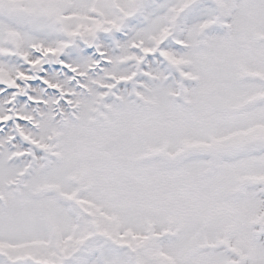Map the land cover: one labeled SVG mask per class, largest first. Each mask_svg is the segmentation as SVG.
<instances>
[{
  "label": "snow or ice",
  "instance_id": "obj_1",
  "mask_svg": "<svg viewBox=\"0 0 264 264\" xmlns=\"http://www.w3.org/2000/svg\"><path fill=\"white\" fill-rule=\"evenodd\" d=\"M0 264H264V0H0Z\"/></svg>",
  "mask_w": 264,
  "mask_h": 264
}]
</instances>
